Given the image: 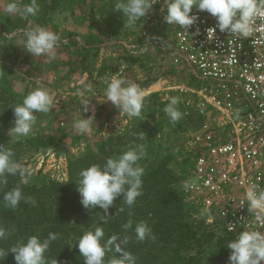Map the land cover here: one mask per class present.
Listing matches in <instances>:
<instances>
[{"label":"rangeland","instance_id":"obj_1","mask_svg":"<svg viewBox=\"0 0 264 264\" xmlns=\"http://www.w3.org/2000/svg\"><path fill=\"white\" fill-rule=\"evenodd\" d=\"M19 1L16 0L18 5ZM9 2L0 0V26L5 36L13 38L18 32L43 26L61 37L54 59L47 54L34 56L30 53L29 56V52L23 50L24 37L12 43L17 44L14 52L9 51L5 56L0 53V73L6 74V82L2 85L15 94V98L9 100L12 108L7 112L10 115L8 120H1L0 145L11 148L13 159L30 170L28 182L39 177L46 182L68 183L70 160L92 151L91 148L98 149V142L103 139L112 138L114 143L118 139L117 152L109 150L112 157L130 146L142 144L146 155L138 163L144 166L143 161L150 163V171H157L146 179L142 188V192L146 190L153 197L148 208L164 220L172 218L175 222L179 219L175 228L168 229L172 232L169 236L185 234L182 244L173 240L170 249L174 251L173 256L195 257V264L228 263L231 250L226 244L235 238L234 235L226 231L224 219L217 217L214 211L202 204L201 199L198 202L191 191L183 188L184 182L195 180L196 164L203 155L197 138L205 123L203 114L213 115L211 118L216 125L218 120L215 117L221 114L207 104L202 105L208 97L207 81L198 79L186 67L172 64L156 44L147 46L151 39L170 36V28L162 29L159 23L149 19L151 15L158 16L162 6L159 8L153 3L146 17L129 26L126 14L115 9L120 0H86L88 4L84 11L75 15L69 11L57 13L66 6L62 0L60 7L51 12L50 17L47 16L48 19H36L30 15L27 16L30 21L24 27L10 22L18 14L9 15L4 11ZM6 26L12 29L11 33L5 32L8 30H5ZM87 36L95 42L88 41ZM1 38L0 48L9 44L2 42ZM29 57L35 65L43 66L30 68ZM4 66L10 72L3 70ZM113 75L122 78L125 84L139 85L145 92L140 116L128 117L106 100L107 82ZM86 85L90 86V91ZM37 87L46 88L53 96L52 110L35 113L36 123L28 136H10L8 130L14 126L15 119L13 106L21 103ZM171 97L180 98L178 107L183 113L175 124L164 112ZM87 101L88 105L84 106ZM88 117L92 119L90 130L81 134L75 128V122ZM151 157L153 160H145ZM16 176L20 177L19 174ZM72 229L66 228L70 234L68 237L63 235V241L59 243L64 254L68 252L67 244L73 248L74 240L83 234L79 235V231L73 233ZM209 248L216 251V255L210 253ZM146 260L160 264V260L154 258Z\"/></svg>","mask_w":264,"mask_h":264},{"label":"clouds","instance_id":"obj_2","mask_svg":"<svg viewBox=\"0 0 264 264\" xmlns=\"http://www.w3.org/2000/svg\"><path fill=\"white\" fill-rule=\"evenodd\" d=\"M155 2L156 0H120L116 3L115 9L122 10L126 14L128 25L131 26L146 17ZM166 5L167 14L164 19L168 25L179 24L184 27L193 25L197 17L190 13L195 6L200 11H207L215 17L216 27L220 31L227 30L231 34H238L241 38H248L252 35L257 20L264 21V0H166ZM38 10L37 0H31V3L22 6L18 5L16 0H10L4 9L9 15L18 14L21 18H26L29 15L35 16ZM216 27L207 29L209 39L214 37ZM24 36V49L29 53L34 56L47 54L50 59L55 58V49L61 41L58 33L46 27L37 26L26 30ZM86 89L91 90L87 85ZM106 97L107 101H111L119 111L128 117L141 115L145 92L139 85L125 84L122 78L113 75L107 82ZM88 103L89 101L85 102L84 106ZM180 103L179 97H171L164 107L165 114L173 124L183 116L178 107ZM53 104L54 98L46 88L33 89L21 103L13 106L14 126L8 130V134L16 138L28 136L36 123L35 113H48L52 110ZM91 124V117L77 119L75 128L79 133L84 134L90 130ZM140 138L143 139V136ZM145 155L144 145L130 146L118 156L108 158L103 166L93 163L82 169L81 181L78 186L82 205L85 208L99 206L106 213L119 196L123 197L125 203L131 207L137 197L142 195V177L145 169L138 162ZM13 156L11 148L0 145V185L8 183L7 175L15 176L17 174L20 175L22 183H28V178L31 175L30 170L16 162ZM262 178H264V174L258 175L256 182H250L245 190L249 211L258 215L264 214V188L260 185ZM195 187V180H188L183 184L185 191ZM21 200L35 203L30 197L24 195L19 186L6 191L3 195L5 206L11 209H15ZM122 227L127 231L132 228V221L129 220ZM233 230L228 228V231ZM134 231L138 241L155 239L152 228L146 222L138 223ZM8 235V231L0 226V239H4ZM104 236L103 228L96 227L94 231L84 232L77 240L79 254L84 258V264H105L106 251L110 249L122 253L119 258H113L110 264H136V257L133 253L121 246L130 240L128 236L121 239L119 234H113L106 241L103 240ZM57 238L58 234L51 232L43 240L32 235L26 241L17 243L7 251L0 248V260H3L11 251L15 254L16 264H47L44 254L49 249L51 242ZM226 245L231 250L228 264H264V234L259 231L243 230ZM54 264H58L57 260Z\"/></svg>","mask_w":264,"mask_h":264},{"label":"built area","instance_id":"obj_3","mask_svg":"<svg viewBox=\"0 0 264 264\" xmlns=\"http://www.w3.org/2000/svg\"><path fill=\"white\" fill-rule=\"evenodd\" d=\"M154 4L162 6L161 13L149 19L171 33L149 40L147 46L156 44L172 64L207 81L202 105L221 114L215 117L217 125L213 115L203 114L205 123L197 136L203 155L194 171L196 187L189 191L225 220L226 231L234 229L228 231L234 237L247 229L264 234V214L249 211L245 197L248 184L264 174V21L257 20L252 35L241 38L220 31L216 18L196 7L190 13L197 17L193 25H168L166 0ZM212 27L216 32L209 39L207 29ZM260 185L264 188V178Z\"/></svg>","mask_w":264,"mask_h":264},{"label":"trees","instance_id":"obj_4","mask_svg":"<svg viewBox=\"0 0 264 264\" xmlns=\"http://www.w3.org/2000/svg\"><path fill=\"white\" fill-rule=\"evenodd\" d=\"M61 1L62 0H37L39 10L35 15L36 19H48L50 13L54 12L57 7H60ZM63 2L66 6L63 10L57 12L59 14H63L64 11H69L73 15H75V13L79 14V12L84 11V7L88 4L86 0H63ZM28 3H31V0L19 1L20 6ZM93 15L95 16V14ZM28 21L30 20L27 19V17L21 18L19 15L10 19V22L22 24L24 27L27 26L26 23ZM7 28L6 26L5 30ZM11 30L12 29L8 28L5 32L11 33ZM24 33L25 32H18L15 37L8 38L4 35V30L0 26L2 42H9V44L2 45L0 53L5 56L9 51L14 52V47H16L17 44L12 43L19 37L25 38ZM87 38L88 41H92V43L95 42V40H91V36H87ZM23 50L25 49L23 48ZM28 59L31 62L30 68H35V62L31 60L30 57ZM40 65L41 64L38 63L35 66L39 67ZM3 70H8V67L4 66ZM5 76L6 74L3 72L0 73V124L3 123L1 122L2 119H5L4 122L8 120L10 115L7 114V112L12 108L10 107L12 104H9V100L15 98L14 92L2 85V83L6 82ZM111 140L112 138L103 139L101 142H98V149L91 148L92 151L89 150L81 157L70 160V179L66 184H61L53 180L47 182L42 181L39 180L41 179L39 177H34L32 181L24 184L21 182V177L7 175L8 183L6 185H0V226L4 227L9 235L4 239H0V248L7 251L17 243L26 241L32 235H36L43 240L50 232L57 233L58 238L51 242L49 249L44 254L47 264H54L56 260L58 264H84V258L79 254L77 240H74L73 248L70 247V243L67 244L68 252L65 254L61 252L62 249H59V243L63 241L62 236H69L70 233L66 231L67 227L74 228L71 231L73 233L79 231V235L89 230L94 231L96 227H102L105 232L104 241L113 234H119L121 239H123L124 236L130 238L126 244H122L121 246L125 250L133 253L136 257V264H155L154 262H148L146 260L148 257L160 260V264H195V257H188L186 255L181 256L180 254L173 256L174 251L170 250L173 240H175L177 244H182V239H185V234L181 232L177 237L173 235L169 236L172 232H168V229L171 227L175 228V223L178 222L179 219L175 222L172 218L164 220L160 217L161 215L159 216L156 214L152 208H148L153 197L149 195L146 190L142 192V195L137 197L135 203L131 207L125 203L123 197L118 196L106 213L104 209H101L99 206L95 208H85L82 205L81 197L78 192V186L81 181V170L93 163L103 166L107 159L113 155L111 152L109 154V150L117 152L119 147L118 139H116V143L113 142L114 140ZM31 142H33L32 139ZM145 160L151 161L153 159L151 157ZM142 163L147 166L144 172V180H142L144 184L146 179L155 175L157 171H150V163H145L144 161ZM141 166L145 167L144 165ZM17 186L22 189L26 197H30L35 203L21 200L15 209L6 207L3 201L4 193ZM129 220L132 221V228L125 231L122 226ZM142 221L146 222L148 225L150 224L149 226L152 228L155 239H145L144 241H138L136 239L134 229L135 226ZM172 222H174V224H172ZM197 241H199V243L201 242V240ZM208 250L210 251V248ZM215 252L216 251H210V253L213 254ZM121 255L122 253L110 249L106 251L104 258L105 263L110 264L113 258H119ZM14 257L15 254L9 251L8 255L3 260H0V264H16ZM163 257H169V259L163 261ZM225 264L228 263L225 262Z\"/></svg>","mask_w":264,"mask_h":264}]
</instances>
